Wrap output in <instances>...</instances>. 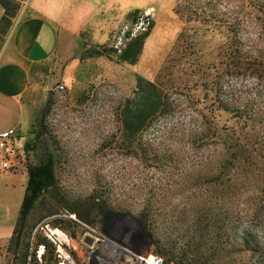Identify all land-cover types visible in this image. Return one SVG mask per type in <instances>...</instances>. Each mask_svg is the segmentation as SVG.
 Segmentation results:
<instances>
[{
  "label": "rangeland",
  "instance_id": "obj_1",
  "mask_svg": "<svg viewBox=\"0 0 264 264\" xmlns=\"http://www.w3.org/2000/svg\"><path fill=\"white\" fill-rule=\"evenodd\" d=\"M126 1L134 7L100 45L79 39L81 55L96 60L93 73L35 95L21 169L50 159L53 180L19 234L25 259L6 255L5 264H26L36 226L70 228L60 212L102 229L124 223L179 264H264V87L225 72L235 48L264 49V0ZM28 2L0 0V48ZM147 8L150 30L121 54L108 49L118 26ZM150 36L159 45L148 64ZM36 241L45 254L31 264H57L42 233Z\"/></svg>",
  "mask_w": 264,
  "mask_h": 264
},
{
  "label": "crops",
  "instance_id": "obj_2",
  "mask_svg": "<svg viewBox=\"0 0 264 264\" xmlns=\"http://www.w3.org/2000/svg\"><path fill=\"white\" fill-rule=\"evenodd\" d=\"M132 7L126 0H29L27 14L12 24L0 48V133L12 132L21 149L22 136L35 119V95L93 73L96 60L81 55V35L88 36V46L97 47L111 22ZM158 45L154 36L146 40L143 61H153ZM148 64L142 62V68ZM21 156L20 168H26L22 149ZM28 180L24 169L0 171V264H5L6 255L14 262L25 259L19 236L28 217L21 223Z\"/></svg>",
  "mask_w": 264,
  "mask_h": 264
},
{
  "label": "built area",
  "instance_id": "obj_3",
  "mask_svg": "<svg viewBox=\"0 0 264 264\" xmlns=\"http://www.w3.org/2000/svg\"><path fill=\"white\" fill-rule=\"evenodd\" d=\"M155 12L147 8L137 12L130 20L122 22L107 45L113 53L121 54L132 42L144 35L153 25ZM64 83H57L55 90L63 92ZM21 149L16 145L12 132L0 133V171L2 173L20 170ZM66 218L70 228L51 226L48 221L32 231L26 264L41 262L45 254L44 241L37 242L42 233L52 246L57 264H179L165 256L151 251L146 239L126 224L110 222L106 230L84 222L74 214L57 213V220ZM75 229L76 232L72 230ZM90 238V242L85 240Z\"/></svg>",
  "mask_w": 264,
  "mask_h": 264
},
{
  "label": "trees",
  "instance_id": "obj_4",
  "mask_svg": "<svg viewBox=\"0 0 264 264\" xmlns=\"http://www.w3.org/2000/svg\"><path fill=\"white\" fill-rule=\"evenodd\" d=\"M241 6L246 5V0H240ZM260 35L264 39V16L260 24ZM264 46V42H263ZM97 54H102L103 50H95ZM234 62L226 67L225 72H230L233 76H252L254 81V89L264 87V49L251 56L247 53H241L240 49L235 48L233 52ZM160 101V100H159ZM160 103V102H158ZM53 180V168L50 159L32 167L29 171V180L27 184V195L24 198L21 209V223H23L29 214L33 202L39 191L46 187ZM108 215H105L107 222ZM106 222H104L106 224ZM106 230L105 227H103Z\"/></svg>",
  "mask_w": 264,
  "mask_h": 264
},
{
  "label": "water",
  "instance_id": "obj_5",
  "mask_svg": "<svg viewBox=\"0 0 264 264\" xmlns=\"http://www.w3.org/2000/svg\"><path fill=\"white\" fill-rule=\"evenodd\" d=\"M138 233H139L140 236L146 238V236H145L143 233H141V232H138ZM85 240H86L87 242H90V241H91L89 237H86Z\"/></svg>",
  "mask_w": 264,
  "mask_h": 264
}]
</instances>
